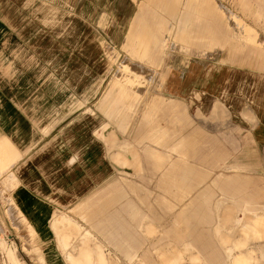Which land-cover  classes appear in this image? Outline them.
Here are the masks:
<instances>
[{
    "label": "crops",
    "instance_id": "1",
    "mask_svg": "<svg viewBox=\"0 0 264 264\" xmlns=\"http://www.w3.org/2000/svg\"><path fill=\"white\" fill-rule=\"evenodd\" d=\"M100 1L103 0H97L96 4V30L114 33L113 37L116 39L122 37L129 31L136 16L134 8L130 25L122 26L130 17L131 8L128 2L106 0L110 5L109 10H106L104 3L99 4ZM113 1L121 5L117 7ZM67 8V2L63 4V0H0V142L3 140L5 147L10 148L15 156L13 162L3 170L7 171L6 184L13 186L10 190L13 208L22 222L33 228L36 233L34 238L36 237L39 243V252L41 251L45 260L46 257L52 256L57 264H68L52 227L53 217L56 216L59 220L63 216L71 218L72 225L79 230H88L92 241L101 243L104 256L110 261L118 264H136L135 257H141L146 263L153 264L151 240L148 241L147 237L143 236L144 233L134 228L132 220L125 222L121 228L120 216L126 217L125 210L121 208V192L131 189L137 191L135 183L131 181L127 190H123L122 180L125 182L126 179H122V176L156 173H137L135 169L128 172L121 168L120 139H113L110 145L109 139L100 136L103 129L99 133L97 128H100L101 124L93 128L94 124L89 126L88 123V120L95 117L98 121L99 115L104 118V112L98 108L99 100L96 99L97 113L88 111L89 107L79 113L73 110L74 95L86 102L89 95L87 88L90 86L88 72H84L82 68L77 81L78 87L74 91L73 65L79 63L83 67L98 63L99 40L96 45L90 41L89 25L82 22L79 29H74V25L67 23H57V17L68 15ZM69 8L71 11L75 9ZM109 17H113L116 23L119 22L118 29L110 22ZM113 19L111 18V21ZM72 30L84 33L80 43L74 44ZM167 51L169 59H164L165 64L160 74L154 78L148 76L147 79L146 75L144 76L146 81L153 79L155 86L149 87L146 93L134 92L136 95L150 96L148 104L154 105L150 118L147 115L150 105L139 111L135 117L136 136L130 138L134 140V151L139 154L137 158L141 160L144 169L150 167L152 170H163L169 164V155L167 151H163L162 154L168 157L163 167L153 168L152 157L148 159L144 155L150 144L155 143L147 136L141 135L147 133L150 128H161L163 133H167L162 128L168 127L172 115L176 116L178 122H183L186 117L185 97L192 96L200 104L203 99L204 110L210 113L221 103L216 101V94L212 93L213 89L216 90L215 81L221 78L217 76L214 61L206 63L204 59L199 67L193 59L195 55L181 52L180 49L170 50L168 47L163 51L164 54ZM240 58V67L238 64H231L225 71L232 75L223 111L225 110L227 118L233 119L235 123L223 135V139L203 140L209 144V153L216 157L214 167L218 168H212L211 165V172L217 174L225 168L223 176L229 179L233 176L245 177L242 174L254 171L253 176L258 184L264 185V83L249 86L248 64H244L245 57ZM93 79L91 78V81H96ZM137 79L141 80V77ZM191 80L198 81V84L189 86ZM159 81H162V87L158 88L156 86ZM95 86L96 97H102L104 88L97 86V81ZM249 95L253 96V100ZM192 105V110L195 111L196 105L193 102ZM214 112L217 113L216 109ZM87 129L92 139L88 138L90 136L86 134ZM93 129L97 130V135H94ZM77 131L81 133V137L74 135ZM249 132L251 139L248 138ZM163 133L159 134V137L166 141L160 145H166L167 150L170 146L171 150L176 152L172 147L182 144L184 140L165 139L167 134L164 136ZM140 139L142 140L137 143ZM193 141L197 144L196 142L202 139ZM250 143L255 150L251 155ZM214 147L217 152H213ZM1 152L0 159L1 156L9 157L5 151ZM206 152L198 156L201 159L200 166L204 163ZM176 153L179 158L180 151ZM128 159L132 164V157L129 156ZM171 168L179 171L173 172L176 179L171 180L179 182V178L181 180L183 176V161L180 165L172 164ZM233 168L239 171L226 172ZM164 176H171V173ZM164 180L168 181V178ZM201 189L196 188L198 191ZM157 235L164 239L167 237L165 233ZM72 239L78 240L79 237L74 235L69 238ZM74 241L69 242L68 249L76 246ZM44 243H47L48 247L42 252ZM131 256L132 258H127ZM46 263L51 264L47 261Z\"/></svg>",
    "mask_w": 264,
    "mask_h": 264
},
{
    "label": "rangeland",
    "instance_id": "2",
    "mask_svg": "<svg viewBox=\"0 0 264 264\" xmlns=\"http://www.w3.org/2000/svg\"><path fill=\"white\" fill-rule=\"evenodd\" d=\"M144 0H126L125 2H128L129 7L131 8L130 17L126 20V22L122 26L130 25V21L132 19V9L134 8V11L136 14L139 13L138 6L143 2ZM147 1V0H145ZM180 2V9H182L184 6V2L186 0H179ZM201 1L204 2L201 9H194L192 11V16H194L195 21L204 22L201 23V25H198L196 28L200 29V32L205 33V38H203V43L201 44V41H197L196 43H190L189 46L186 44L178 41L175 34V23L176 18H168L167 23L163 24V22H160L156 17L151 18V24L153 27H158L163 30V37L164 41L169 40L168 45L166 48H170V50H177L180 49L181 52L195 55L193 59L196 61V65L202 64V61L205 59L206 63H209L210 61H214L216 64L219 62H222L225 64L227 68H230L231 64H238L240 67L241 64V58L245 57L244 64H248V71L250 72L248 77V84L251 87V84H261L264 83V78L256 79L257 77H264V62L262 63V60L264 61V49H262L263 43H264V0H246L244 1V6H240L239 0H194L196 4H199ZM67 2L68 8L66 9L68 15H63L66 20H78L84 25H89L88 29L90 32V41L96 45V41L98 44V58L99 62L92 63L93 69H84V72H88L87 75L90 77V86L87 88V94H89L86 97V102H82L79 105V107L74 108L73 110L75 112H81L84 111L85 107H89L88 111H93L95 113L97 110V103L96 99L100 101V97H96L95 91H96V81L97 86H101L103 90V95L106 91V88L109 86V82L113 78L123 79L124 76H127L125 71L122 73H119V70L123 66H127L128 70L133 71H140L143 72V76H136L141 77L142 83L148 85L149 87L153 88L155 86V83L153 84V79L149 78V81H146L144 79V76L146 75V79L149 77H153L160 74V70L163 67L164 59L166 61L169 59L168 51L164 54L162 53V60L160 62V65H152L150 62L140 59L138 57L131 55V44L127 41V33L122 35V37H117V39L114 36V33H102L98 32L96 30V26L94 25L95 20L97 19V12L98 9L96 7L97 0H63V4ZM104 3V8L106 10H109V1L103 0L100 1L99 4ZM109 6V7H108ZM75 8L73 11L70 10V8ZM213 7H216V12H213ZM63 11V10H62ZM64 12V11H63ZM134 13V14H135ZM132 16V17H131ZM217 16L220 19V24L217 25L215 21L213 20V17ZM111 18L109 17L110 22L114 23L117 26L120 25L119 22L116 23V20L113 19L111 21ZM118 21V20H117ZM241 22L239 24L238 22ZM118 24V25H117ZM94 27V28H93ZM164 27V28H163ZM246 27V28H245ZM112 29V28H110ZM124 28H120L122 30ZM252 32L255 34L254 40H249L247 36H245V33ZM192 33V32H191ZM116 36V34H115ZM121 36V35H120ZM174 39V40H173ZM191 44H194L195 46H192ZM165 48V51H166ZM164 51V47H163ZM200 60V63H199ZM136 61V62H135ZM252 73V74H251ZM258 73V74H256ZM231 73L226 72L224 75V78H220V87L218 90H212L213 94H216V101H220L222 103V106H224V103H226V96L228 95V87H230L231 84ZM91 78H94L91 81ZM215 80V79H214ZM213 80V82H214ZM217 81V80H216ZM215 81V82H216ZM93 82V83H92ZM162 81H159L157 83L156 87H162L161 84ZM212 82V83H213ZM88 83V82H87ZM102 84V85H101ZM130 85V83H129ZM135 85L130 89V91L134 92ZM137 99L134 101L135 104L132 106V111H130V118L129 122H126L127 127L122 130L118 127L117 122L115 120H110L107 118L106 115H103L101 117L99 115L98 121L95 117V119L88 120L89 126L91 123L94 124L93 128L101 124L99 129L100 131L103 129L104 134L108 135L109 133L114 134L115 139H129L130 140V146L129 151H122V158L126 157V163L125 165H121L122 169L124 171H134V167L131 164V160L128 159L129 156H136L138 157L139 154L134 151V148L136 145L134 144V140L130 139L131 137L136 136L135 126H136V120L135 117L138 115L139 111H142L145 106L150 105L148 102L151 100L150 96L147 95H136ZM75 97V95H74ZM73 97V98H74ZM249 97L253 100V96L249 95ZM81 100V97H80ZM192 102L196 105V110L193 111V105ZM252 101L250 100V103ZM185 106V118L182 122H178L176 120V116L172 115L171 121L168 123V127L164 126L162 129L167 131V136H165V139H223V135L226 134L229 131L230 126L235 123L233 119L231 120L229 117L227 118L225 110L220 113H215L214 109H212L211 113L209 111L204 110V102L202 99V103L200 104L198 101H195V99L191 96L185 97L184 101ZM172 113V112H171ZM174 114V113H172ZM103 123V124H102ZM103 125V126H102ZM139 125V124H138ZM122 127V126H121ZM121 129V130H120ZM76 130V129H74ZM94 130V135H97V130ZM139 130L137 129V132ZM168 132L170 133L168 135ZM86 134H88L90 137L89 139H92L91 133H89V129H87ZM164 134V133H163ZM165 135V134H164ZM164 136L162 135V138ZM248 138L251 139V132L248 134ZM185 142V141H184ZM147 145V144H144ZM141 145V146H144ZM172 146V144H169ZM168 145V146H169ZM155 146L158 147L159 150L168 152L169 155V164L166 166L163 170H152L150 167L148 169H141L139 172H149V173H156V174H148V175H131V176H122V179H126L124 182L122 180V189L129 187V181L132 183H135L137 187V191H129L126 192L122 191V196H125L128 200L135 201L136 208L140 212L141 215H143L146 222H151L152 225L156 226L157 231L155 234H161L165 233L167 237L164 239L163 242H170L169 249L166 250L161 255L166 258H175L180 254L181 251H183V242L185 241H191L196 240L199 237H212V231L210 228L211 224L209 223V217L211 215V210L207 209V212L209 213V216L206 217V220H208V223H197L196 226H193L194 228H191L192 231L190 232H183L184 226L186 227V224H184L182 221L183 219H187L186 216L183 214H180V211L183 208H187V205L191 203L192 199H196L198 201V204L201 206L204 203H208L209 205L212 204L215 199L220 197L218 195V192H212L211 196L212 198L209 200L202 199L200 197V193H204L205 187L208 186V182H206V185L204 183L201 184H195L188 187L195 188H203L202 191H190L191 194L184 195L180 188L187 187L185 183H183L180 178L179 182L172 181L171 178H175L173 176V172H179L178 170L174 169L172 170L171 165L172 164H179L181 161H184V164H190L192 167V170H194L195 166L197 168L201 167L202 171L206 172L207 170L210 171L209 167L212 165V168H218L214 167L215 165V159L210 152L209 144H206V147L208 151L204 154L205 160L204 163L200 166L199 163H201V159H199V155H201L199 151L198 144H194L193 151H189V147L185 145L181 149V153L185 155V157L188 154V158L185 159H179L181 156L179 155V158L177 156V153L171 150V147H168V150L166 149V145H160L155 144ZM138 147V146H137ZM216 147V145H215ZM215 147L212 149L213 152H217ZM250 150L249 155L254 154L255 150L254 147L250 143ZM186 149V151H185ZM206 149V150H207ZM189 151V152H188ZM140 153V152H139ZM205 164V165H203ZM168 167V168H167ZM146 168V167H145ZM208 168V169H207ZM181 170V167H179ZM225 168H222L220 171L217 172V174H214V171L211 172V175L209 173V178H214L216 176H223L225 173ZM250 170V169H249ZM238 172L239 170L236 168H233L231 170H228L226 172ZM6 172V173H5ZM254 172V171H253ZM252 171H249L248 173L242 174L245 177L242 176H236L239 178L241 183L245 185V195L252 194L256 196V205L255 207L258 209L256 212L264 213V185H259L257 182V179L253 176ZM171 173V176H164V174ZM7 171H0V258L3 260L5 258V254L7 250H11L14 253L15 258L19 261L20 264H41V260L38 258L37 253L39 252V243L37 239H34L30 236V233L27 232V225H24L25 223L22 222L23 220L19 217V214L16 212V209L13 208L12 200H11V193L10 190L13 187L12 185L6 184V177ZM194 177L197 176V174L193 175ZM168 178L167 180H164ZM229 178V177H228ZM154 188V190H147ZM169 189V190H166ZM135 193L140 194H146L144 201H141L138 199V197L135 199ZM193 193V194H192ZM228 194V192L226 193ZM199 198V199H198ZM226 203H229V200H224ZM153 212V213H152ZM154 212H158L159 214H154ZM255 212H248L246 213V216H253ZM158 218H155V217ZM160 216V217H159ZM236 218L239 221H242L245 218V215L242 211H237L235 213ZM183 218V219H182ZM198 218V216H193V219H189L191 221H194ZM142 220L141 218H139ZM177 221V224L175 222ZM137 221V224H139L141 221ZM187 221V220H186ZM172 227H176L177 229H174L175 231H171ZM236 230V228H235ZM235 236H239V232L235 231ZM196 238V239H194ZM202 240L204 243L209 242V239H199V241ZM213 241V247H214V240L211 239V242ZM158 242L154 243L157 244ZM251 243L249 242V245ZM264 245V237L260 236L258 239L253 240L252 246L255 247L256 245ZM44 248L42 249V252L45 251L46 247H48L47 243H44ZM33 246V248H32ZM246 245L245 247H247ZM217 247V248H216ZM243 247V248H245ZM255 251H258V249L255 247ZM264 249V246H263ZM6 250V251H4ZM209 250V249H207ZM215 250L218 251L222 255V250L218 246V241L215 240ZM241 250V247H232V250L234 253ZM211 251V248H210ZM179 252V253H178ZM187 254H184L185 258L179 262V264H188V254L189 251L185 250ZM253 252V253H254ZM41 253V251H40ZM42 254V253H41ZM260 255V253H258ZM191 255V254H190ZM46 261L51 264H57L54 257H46ZM227 264L228 261H226ZM153 264H161L160 261L157 263V255H153Z\"/></svg>",
    "mask_w": 264,
    "mask_h": 264
},
{
    "label": "bare ground",
    "instance_id": "3",
    "mask_svg": "<svg viewBox=\"0 0 264 264\" xmlns=\"http://www.w3.org/2000/svg\"><path fill=\"white\" fill-rule=\"evenodd\" d=\"M244 1L239 0L240 6H244ZM179 0H147L143 1L139 6V13L136 14L135 18L131 22V26L129 27V31L127 32V41L131 44V55L138 57L140 59H144L150 62L152 65H160V62L163 58V47L164 52L165 48L169 43V40L164 41L163 30L158 27H153L151 24V18L156 17L163 24L167 23L168 18H176L175 23V34L178 41L186 44L187 46L190 43H196L197 41H201L203 43V38H205V33L200 32L199 28H196L201 23L195 21L194 16H192V11L195 9H201L204 2L201 1L199 4H196L194 0H186L183 4V8L180 9ZM117 7L121 5L119 2L113 1ZM216 7H213V12H216ZM57 23L63 24L67 23L70 26L74 25V29H79L81 22L78 20H66L64 17H57ZM213 20L217 25L220 24V19L217 16L213 17ZM241 24V22H238ZM164 28V27H163ZM246 28V27H245ZM73 31V30H72ZM192 32V33H191ZM84 33H78L73 31V41L74 44L80 43L82 36ZM245 36L251 41L255 39V34L252 32L245 33ZM174 40V39H173ZM195 46L194 44H191ZM264 46V43H263ZM197 47V46H195ZM264 49V47L262 48ZM82 50V49H81ZM76 51V49H74ZM81 54V53H79ZM264 61L262 60V63ZM74 91H76L78 85L77 81L79 80L80 73L82 68L84 69H93L92 63L90 65H80L79 63L74 64ZM216 73L218 77H223L226 66L219 62L216 64ZM123 71L127 72L123 79L113 78L111 82H109V86L106 88L104 95L101 97L102 99L98 103L99 110L107 116L110 120H115L119 128L124 130L127 127L126 122H129L130 111H132V106L135 104V100L137 99L136 91H141L142 93H146L149 89V86L137 80L136 76H143L140 71L128 70L127 66L121 67L119 73ZM201 82V81H200ZM130 83V85H129ZM192 84L197 85L198 81L191 80L189 81V86ZM200 84V83H199ZM135 85L134 92L130 91V89ZM220 81L217 80L215 82V88L220 92ZM264 97V93L262 95ZM81 104L80 97L75 96L73 101L74 108ZM154 105H150L148 108V118L151 117L152 108ZM224 106L221 103H218L215 106L216 112L220 113L223 111ZM122 126V127H121ZM154 128H156L154 126ZM120 129V130H121ZM161 128L153 130L150 128L148 132L142 134L141 136H147L149 140L155 144H161L166 140L160 139L159 134H162ZM166 135L167 133L164 132ZM163 134V135H164ZM170 133L168 132V135ZM74 135H78L81 137L80 132H75ZM164 135V136H165ZM104 139H109L110 145L113 143L114 134L109 133L108 135L103 133L100 134ZM144 139V138H142ZM140 139L138 142H140ZM121 150L129 151L130 140L129 139H120ZM182 144L173 146L172 148L176 150V152L180 151L181 159L185 157L184 154L181 153V149L187 145L189 147V151H193V147L195 142L193 139H186ZM199 147V153L202 154L205 151H208L205 140L196 142ZM207 149V150H206ZM145 150V149H144ZM1 151H5L8 153L9 157L0 159V171L5 170L14 160V153L10 148L5 147V143L2 140L0 142V153ZM186 151V149H185ZM188 151V152H189ZM163 151L159 150L157 146L150 144L149 149L145 151L144 156H147L148 159L152 157V167L155 169H160L163 167L165 160L168 158L167 156L162 154ZM160 153V154H158ZM126 157L121 159V165H125ZM132 165L137 173L142 167L141 160L136 156H132ZM192 170L190 164L185 163L183 161V176L181 177V181L187 185V187H182L181 192L186 195L190 191H198L196 188L188 187L195 184H201L208 182V186L205 187L204 193H200V197L205 200H210L212 198V192H218V197L212 204L204 203L203 205H199L196 199H192L191 203L187 205V208H183L180 211V214H183L187 217V219H183L182 221L186 224L184 226L183 232L192 231L191 228L196 226L197 223H208L206 217L209 216L207 209L211 210V215L209 217V223L211 224L210 228L212 231V237L209 239L208 245L204 243V241L199 239L184 241L182 244L183 251L180 252L178 256L175 258H166L161 254L169 249L170 242H163L164 238L161 235L155 234L157 231L156 226L152 225L151 222H146L143 215L140 214L138 209L136 208V203L133 201L132 203L125 196H122L121 193V208H123L126 212V217L120 216V227L122 228L125 222H129L132 220L134 228L138 232H142L143 236L147 237L148 241H150V250L153 251V255H157V263L161 264H179V262L185 258L184 254H187L185 250L189 251L188 264H264V245H256L255 247L258 251L254 252L256 249L251 244L253 240L258 239L260 236L264 237V213L256 212L258 209L255 207V195L248 194L245 195L246 187L241 183L238 177L233 176L229 179L223 178L222 176H216L214 178H209V172L202 171V168L194 167ZM197 174L196 177L193 175ZM203 188L201 189V191ZM131 191H135V189H131ZM228 192V194H226ZM191 194V193H189ZM193 194V193H192ZM135 199L138 197L141 201H144L146 194L135 193ZM199 199V198H198ZM224 200H229V203H226ZM13 205V204H12ZM14 207V206H13ZM237 211H242L245 215V218L242 221H239L235 213ZM75 212V211H72ZM248 212H255L253 216H246ZM153 213V212H152ZM159 214L158 212H154V214ZM193 216H198V218L194 221L188 220L193 219ZM155 217V216H154ZM160 217V216H159ZM141 218L142 220H140ZM158 218V217H155ZM141 221L137 224V221ZM187 220V221H186ZM176 224L177 221L175 220ZM73 220L68 217L61 216L60 219L56 216L53 217L52 227L54 228V232L57 238L58 246L62 249V253H64V259L68 264H118L115 261H110L104 256L102 245L100 242L92 241V236L88 230L83 229L82 231L72 225ZM26 225V224H24ZM27 232L30 233V236L34 238L36 234L33 228L28 225ZM236 228V230H235ZM176 227H172L171 231H175ZM235 231H238L239 236H235ZM87 232V233H86ZM145 233L150 234L147 236ZM79 237L78 240L71 239L72 237ZM36 239V237L34 238ZM214 240V247L213 241ZM75 240V241H74ZM215 240L218 241V246L222 250V255L215 250ZM74 241L76 246H73L72 249H68L69 242ZM158 242L157 244H154ZM249 242L251 243L249 245ZM248 245L247 247H245ZM232 247H241V250L238 252H233ZM245 247V248H243ZM33 248V246H32ZM211 248L210 250H207ZM217 248V247H216ZM6 251V250H4ZM75 252V253H74ZM254 252V253H253ZM179 253V252H178ZM260 253V255L258 254ZM191 254V255H190ZM38 258L41 260V264H47L46 260L43 258L40 252L37 253ZM127 258H132L127 257ZM136 264H152L146 263V260H143L141 257H135ZM0 264H20L17 258H15L14 253L11 250H7L5 254V258L2 260L0 258Z\"/></svg>",
    "mask_w": 264,
    "mask_h": 264
}]
</instances>
